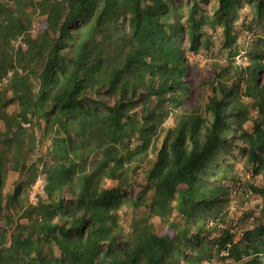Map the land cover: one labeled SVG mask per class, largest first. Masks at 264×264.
Instances as JSON below:
<instances>
[{
  "label": "trees",
  "instance_id": "obj_1",
  "mask_svg": "<svg viewBox=\"0 0 264 264\" xmlns=\"http://www.w3.org/2000/svg\"><path fill=\"white\" fill-rule=\"evenodd\" d=\"M210 1L0 0V264H264V37L242 48L236 25L244 7L264 21V0H214L208 13ZM206 29L227 57L204 117L183 109L187 58L159 43L186 33L197 53ZM238 158L262 184L241 183ZM235 196L256 198L258 214L228 220ZM140 206L124 235L122 216Z\"/></svg>",
  "mask_w": 264,
  "mask_h": 264
},
{
  "label": "rangeland",
  "instance_id": "obj_2",
  "mask_svg": "<svg viewBox=\"0 0 264 264\" xmlns=\"http://www.w3.org/2000/svg\"><path fill=\"white\" fill-rule=\"evenodd\" d=\"M214 5V0H211L209 4L202 5L203 9L208 13H211ZM241 19H243L244 24L241 23V19L236 22L237 33H238V42L242 48H246L248 43L252 41L255 36L264 37V21L256 22V20H250L249 7H244L241 10ZM248 25V28L244 25ZM45 27V21L42 17L37 18L33 21L31 25V31L34 35L40 34ZM206 32L210 34L211 43L207 47L201 46L197 53H192L187 50L188 39L186 33L183 35H177L176 37L164 38L159 43V50L169 56H178L179 54L185 55L188 63L187 70V83L191 88V97L188 99L187 104L184 105V110H195L202 114L204 117L207 116V113L204 109L205 95L209 92V80L214 76L216 71L226 64L227 49L223 48L222 45V36L219 31H209L206 29ZM246 59L244 50H241L240 53L235 57L237 63H241ZM264 61V59H263ZM192 108H188L191 107ZM172 125V118L169 116L165 122L164 127H170ZM49 143L48 139L43 140L41 149L44 150L46 145ZM243 160L238 158L236 162V169L240 177L241 183L244 185L249 183H254L255 185L262 184L261 176H252L247 169H243ZM17 178V172L10 170L6 176L5 185L3 188L4 194H7L11 191L13 187V182ZM135 182L138 184L143 181L142 174H136L134 176ZM43 175L38 174L35 181L26 189V199L30 203H34L39 195H42L43 189H40L41 183H43ZM133 186V195L138 194L139 187L136 185ZM240 201L236 196L233 197L226 204L225 208L228 211V220L234 218V220L240 217L242 211L251 210L252 218L258 214V205L257 199L251 196L247 201L238 203ZM140 207L133 208V210H128L121 219V224L123 227V234L127 235L131 231L130 221L132 218L133 212L139 213L141 210ZM246 209V210H244ZM236 212V213H235ZM17 213L13 211L14 219L17 218ZM247 222L252 221L250 218L246 219ZM21 221H25L21 219ZM247 224L245 227H247ZM155 230L159 233L170 232V229L164 224L154 220ZM5 227L2 220H0V228ZM237 231V230H236ZM238 233V232H236ZM211 264H218L217 258L212 260Z\"/></svg>",
  "mask_w": 264,
  "mask_h": 264
},
{
  "label": "built area",
  "instance_id": "obj_3",
  "mask_svg": "<svg viewBox=\"0 0 264 264\" xmlns=\"http://www.w3.org/2000/svg\"><path fill=\"white\" fill-rule=\"evenodd\" d=\"M42 187H43V183H41V185H40L41 190H42ZM219 254L222 256H226V255H228V251H226V249H222ZM226 262H227V260H226ZM211 263H212V260H207L203 264H211Z\"/></svg>",
  "mask_w": 264,
  "mask_h": 264
},
{
  "label": "crops",
  "instance_id": "obj_4",
  "mask_svg": "<svg viewBox=\"0 0 264 264\" xmlns=\"http://www.w3.org/2000/svg\"><path fill=\"white\" fill-rule=\"evenodd\" d=\"M240 237H241V233L238 232V233H235V235L233 236V239H234V241H237V240L240 239ZM217 263L218 264H223V262L221 260H219V259H217Z\"/></svg>",
  "mask_w": 264,
  "mask_h": 264
}]
</instances>
